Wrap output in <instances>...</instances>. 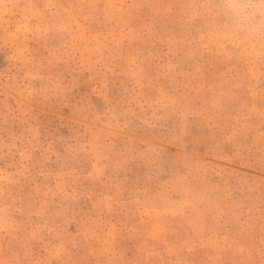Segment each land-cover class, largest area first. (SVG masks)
<instances>
[{"label":"rangeland","instance_id":"374dc122","mask_svg":"<svg viewBox=\"0 0 264 264\" xmlns=\"http://www.w3.org/2000/svg\"><path fill=\"white\" fill-rule=\"evenodd\" d=\"M0 264H264V0H0Z\"/></svg>","mask_w":264,"mask_h":264}]
</instances>
